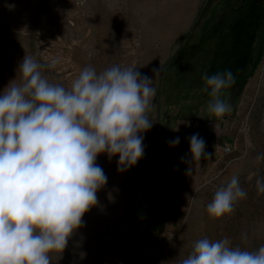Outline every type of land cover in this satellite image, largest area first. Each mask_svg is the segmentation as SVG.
I'll list each match as a JSON object with an SVG mask.
<instances>
[{
    "label": "rangeland",
    "instance_id": "1",
    "mask_svg": "<svg viewBox=\"0 0 264 264\" xmlns=\"http://www.w3.org/2000/svg\"><path fill=\"white\" fill-rule=\"evenodd\" d=\"M237 15L247 27L242 38L217 26ZM25 55L65 87L85 66L119 65L136 67L157 89L144 156L128 167L118 155L97 157L108 177L99 203L65 250L50 254L52 264H180L205 237H227L249 251L264 245V194L256 188L264 177V159H256L264 153V0H0V92L20 82ZM225 70L244 83L233 99L230 87L222 90L231 110L217 117L199 79L205 88V74ZM208 120L220 127L208 128ZM197 133L210 156L189 164V138ZM224 143L232 152L220 155ZM234 175L247 197L232 214L210 216L215 191Z\"/></svg>",
    "mask_w": 264,
    "mask_h": 264
},
{
    "label": "clouds",
    "instance_id": "2",
    "mask_svg": "<svg viewBox=\"0 0 264 264\" xmlns=\"http://www.w3.org/2000/svg\"><path fill=\"white\" fill-rule=\"evenodd\" d=\"M42 67L25 55L20 82L14 79L0 92V264H52L50 254L65 250L84 214L99 203L97 192L108 177L97 157L118 155L119 165H135L144 156L142 133L153 126L148 113L157 89L136 67L98 72L85 66L69 87L49 82ZM202 79L210 89L209 111L217 117L228 113L221 93L235 83L232 71ZM179 142L176 137L169 144ZM189 143V164L210 156L198 133ZM256 188L264 194V177ZM246 197L234 175L206 210L216 218L232 214ZM180 264H264V245L249 251L233 247L227 237H205Z\"/></svg>",
    "mask_w": 264,
    "mask_h": 264
},
{
    "label": "trees",
    "instance_id": "3",
    "mask_svg": "<svg viewBox=\"0 0 264 264\" xmlns=\"http://www.w3.org/2000/svg\"><path fill=\"white\" fill-rule=\"evenodd\" d=\"M201 12V11H200ZM198 14H199V11H198ZM197 14V15H198ZM244 15H237L235 16L234 18L232 17H229L227 18V20H229V23L228 22H225V23H217V26L218 27H222L224 25H227L229 28H231L232 30H235V32L237 33L238 32V38H242V33L241 31H243L244 29H246L247 27H243V25L241 24V20H240V17H243ZM226 19V18H225ZM239 29V30H238ZM243 29V30H242ZM165 66V65H164ZM199 79V77H198ZM202 81L201 79H199V87L201 86V94L202 95H207L209 93V89L206 91V85H205V88H203L204 86L201 84ZM244 83V80L243 78H238V79H235V83L230 86V91H231V94H230V99L232 98L233 99V95H237L241 89V86L243 85ZM203 86V87H202ZM204 89V91L202 90ZM209 97V95L207 96ZM190 124V123H189ZM195 124V122H194ZM194 124L192 127L189 126V129L193 130V127H194ZM193 133V132H192ZM141 191H143V188H141ZM141 239L140 240H143V238L145 239L144 235H142V237H140ZM129 240V239H128ZM112 264H114V262H112Z\"/></svg>",
    "mask_w": 264,
    "mask_h": 264
},
{
    "label": "built area",
    "instance_id": "4",
    "mask_svg": "<svg viewBox=\"0 0 264 264\" xmlns=\"http://www.w3.org/2000/svg\"><path fill=\"white\" fill-rule=\"evenodd\" d=\"M206 125L208 126V128H214V129H217L218 127H220L219 123H217L216 121L214 120H208L206 122ZM218 152H220V155H225V154H229L232 152V147L231 145H229L228 143H224L222 145H219V149H218ZM159 240L161 239V237L159 236L158 238Z\"/></svg>",
    "mask_w": 264,
    "mask_h": 264
},
{
    "label": "water",
    "instance_id": "5",
    "mask_svg": "<svg viewBox=\"0 0 264 264\" xmlns=\"http://www.w3.org/2000/svg\"><path fill=\"white\" fill-rule=\"evenodd\" d=\"M196 120H201V117L198 116V117L189 118V122H190L189 126L192 127Z\"/></svg>",
    "mask_w": 264,
    "mask_h": 264
}]
</instances>
